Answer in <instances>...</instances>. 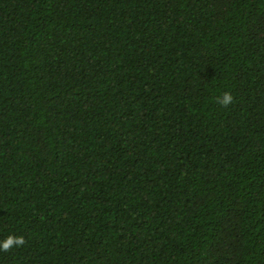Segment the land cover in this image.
<instances>
[{"label": "trees", "instance_id": "obj_1", "mask_svg": "<svg viewBox=\"0 0 264 264\" xmlns=\"http://www.w3.org/2000/svg\"><path fill=\"white\" fill-rule=\"evenodd\" d=\"M8 235L0 264H264V0H0Z\"/></svg>", "mask_w": 264, "mask_h": 264}, {"label": "clouds", "instance_id": "obj_2", "mask_svg": "<svg viewBox=\"0 0 264 264\" xmlns=\"http://www.w3.org/2000/svg\"><path fill=\"white\" fill-rule=\"evenodd\" d=\"M233 99L231 92L225 91L216 97V102L220 106L227 107L233 102ZM25 242V238L22 235H8L3 240H0V250L9 252L14 247L23 246Z\"/></svg>", "mask_w": 264, "mask_h": 264}]
</instances>
